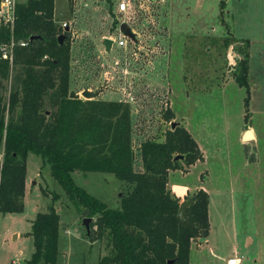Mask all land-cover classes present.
Masks as SVG:
<instances>
[{
  "label": "rangeland",
  "instance_id": "rangeland-1",
  "mask_svg": "<svg viewBox=\"0 0 264 264\" xmlns=\"http://www.w3.org/2000/svg\"><path fill=\"white\" fill-rule=\"evenodd\" d=\"M110 2H54L56 23H67L70 32V90L81 99L88 90L98 91L99 101L128 103L135 150L143 141H161L172 123L184 127L204 161L190 167L181 163L182 170L170 173L168 188L179 203L200 189L210 196L208 250L191 251L190 264H226L235 254L249 263L252 229L256 222L264 226V0H134L126 15L117 11L118 0ZM127 18L138 45L113 44L106 53L103 40H116ZM229 36L251 42L247 118L246 90L232 77L241 57L233 47H223ZM166 109L175 115L170 123L163 120ZM247 131L256 132L257 141L244 140ZM2 153L3 148L0 159ZM25 165L22 211L0 213V264L30 259L32 220L48 211L53 194L59 196L54 206L60 217L58 264H96L105 255L104 243L87 237L79 210L52 178L49 165L32 153ZM135 169H140L138 155ZM72 177L108 208H119L126 186L113 175L75 172ZM259 234L264 236V230Z\"/></svg>",
  "mask_w": 264,
  "mask_h": 264
},
{
  "label": "trees",
  "instance_id": "trees-1",
  "mask_svg": "<svg viewBox=\"0 0 264 264\" xmlns=\"http://www.w3.org/2000/svg\"><path fill=\"white\" fill-rule=\"evenodd\" d=\"M54 2L24 0L17 5L14 36L28 45L16 50L11 71L0 63V213L22 211L25 159L32 153L49 165L52 178L82 219L94 218L87 237L104 243L105 250L96 264H189L192 243L210 235V196L200 189L188 198L191 229L177 218L180 203L168 183L170 172L182 170L181 163L190 167L204 161L197 141L178 123L170 124L161 141H143L135 150L128 103L84 100L74 94L70 32L56 23ZM221 8L222 15L225 2ZM61 34L66 38L59 45ZM31 37L36 39L30 41ZM229 37L223 47H233L241 57L232 77L246 90L247 118L252 98L251 42ZM174 116L166 109L163 120L170 123ZM177 156L183 159L174 160ZM75 172L111 174L123 182L126 191L119 208H108L75 185ZM51 200L48 211L32 220L34 252L25 264H58L60 217L54 206L59 196L53 194Z\"/></svg>",
  "mask_w": 264,
  "mask_h": 264
},
{
  "label": "built area",
  "instance_id": "built-area-1",
  "mask_svg": "<svg viewBox=\"0 0 264 264\" xmlns=\"http://www.w3.org/2000/svg\"><path fill=\"white\" fill-rule=\"evenodd\" d=\"M20 0H0V63H6L9 66L10 71L14 65L15 53L17 49L25 48L28 42L25 40H17L14 36V26L16 21V9ZM134 7V0H118L117 11L126 15ZM126 17V16H125ZM131 18L123 20L122 23H127L132 32L136 34V39L138 34L135 29H133V24L130 21ZM121 24V23H120ZM119 24V25H120ZM63 30L68 28L67 23L63 22L60 24ZM118 38L111 39L116 48H125L129 43L138 45L137 43L131 42L128 38L124 37L120 31L119 26L117 29ZM113 46V45H112ZM242 260L238 256H235L228 260V264H241Z\"/></svg>",
  "mask_w": 264,
  "mask_h": 264
},
{
  "label": "water",
  "instance_id": "water-1",
  "mask_svg": "<svg viewBox=\"0 0 264 264\" xmlns=\"http://www.w3.org/2000/svg\"><path fill=\"white\" fill-rule=\"evenodd\" d=\"M69 29H65L64 32H68ZM119 31L120 33L128 38L131 42L133 43H137V39H136V34L132 32L130 26L127 23H121L119 25ZM66 36L64 34H61L60 36H58L57 38V42L59 45H62L64 40H65ZM36 37H31L29 40L33 41L35 40ZM113 45V41L111 39H104L103 40V47L106 53H109L111 51ZM99 92H90L88 90H84L81 92L80 96L84 99V100H94L98 97ZM172 127H175V123L171 124ZM254 135L252 131H247L245 133V135L243 136L244 140H250L253 139ZM183 157L182 156H177L174 160H182ZM191 200L188 199L186 202H182L179 205V209H178V213H177V218L179 219V221L181 223H183L184 225L190 227L191 229H194V225H192L190 223V219L187 217L186 215V211L188 206L190 205ZM92 219L90 218H85L82 220V224L85 227L86 230V234L89 235V224L91 223ZM173 261H170L168 264H172Z\"/></svg>",
  "mask_w": 264,
  "mask_h": 264
},
{
  "label": "crops",
  "instance_id": "crops-1",
  "mask_svg": "<svg viewBox=\"0 0 264 264\" xmlns=\"http://www.w3.org/2000/svg\"><path fill=\"white\" fill-rule=\"evenodd\" d=\"M253 135H254V137L252 140L257 141V133L253 131ZM170 173H172V172H170ZM26 187H27V180L25 181V190H26ZM256 214L258 216V210H257ZM260 229L264 230V226L260 225L258 222H256V226L253 227L252 234L250 235L251 238L248 239V241H250V243H251L252 248L250 249L249 263H247V264H264V236L260 237V234H259ZM210 236H211V232H210ZM209 237L207 239H197L194 243H192L191 248H190V260H191V251L196 250L197 252H205L206 250H208ZM235 256H237V255L235 254ZM231 258H233V257L228 258V260ZM245 259L247 260L248 257H246ZM245 259H241L242 260L241 264H246ZM228 260H227L226 264H228ZM189 264H190V261H189Z\"/></svg>",
  "mask_w": 264,
  "mask_h": 264
}]
</instances>
